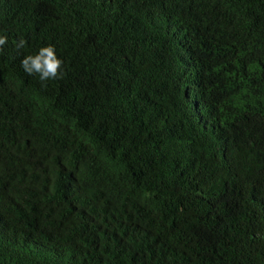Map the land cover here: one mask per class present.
<instances>
[{"label":"trees","instance_id":"trees-1","mask_svg":"<svg viewBox=\"0 0 264 264\" xmlns=\"http://www.w3.org/2000/svg\"><path fill=\"white\" fill-rule=\"evenodd\" d=\"M0 34V264H264V0H0Z\"/></svg>","mask_w":264,"mask_h":264},{"label":"clouds","instance_id":"clouds-1","mask_svg":"<svg viewBox=\"0 0 264 264\" xmlns=\"http://www.w3.org/2000/svg\"><path fill=\"white\" fill-rule=\"evenodd\" d=\"M8 42L7 35L0 34V53ZM19 51L25 48L26 41L19 38L15 44ZM21 67L29 76L38 75L42 86H47L48 81L62 79L65 75L63 61L58 57L54 45H46L39 48L35 54L25 55L21 60Z\"/></svg>","mask_w":264,"mask_h":264}]
</instances>
